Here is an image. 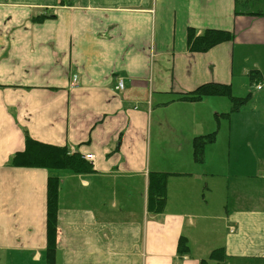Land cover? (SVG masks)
<instances>
[{
    "label": "crops",
    "instance_id": "0c3cea01",
    "mask_svg": "<svg viewBox=\"0 0 264 264\" xmlns=\"http://www.w3.org/2000/svg\"><path fill=\"white\" fill-rule=\"evenodd\" d=\"M60 1L0 0V264H46L50 175L55 264H199L219 247L225 264H264V14H249L264 8ZM189 28L232 37L193 52ZM254 69L258 92L239 110L221 96L178 98L207 82L249 93ZM247 105L255 121L236 120ZM209 133L196 161L192 140ZM25 135L92 154L90 169L11 164ZM150 172L168 173L161 208L149 200Z\"/></svg>",
    "mask_w": 264,
    "mask_h": 264
},
{
    "label": "trees",
    "instance_id": "16d2710c",
    "mask_svg": "<svg viewBox=\"0 0 264 264\" xmlns=\"http://www.w3.org/2000/svg\"><path fill=\"white\" fill-rule=\"evenodd\" d=\"M241 2V0H236ZM64 3V1H60ZM249 14L262 15L264 12L258 10ZM48 15L40 14L33 16L32 20L40 21ZM232 34L230 31L221 29H206L199 34L191 28L187 30V42L189 50L193 52H205L211 47L221 42L230 40ZM260 81V73L257 70H251L249 73L250 85ZM208 96H223L228 98L230 103L229 112L239 110L245 105L252 96L249 92L244 96H235L232 94L230 84L207 82L198 85L194 89L179 93L178 98L185 101H198ZM229 112L223 113L228 115ZM214 140V133L195 136L192 140L193 158L196 161L202 160V148L205 143ZM24 149L14 154L11 164L15 166L41 167L48 170L65 169L71 172L80 173L90 169L89 164L79 153H69L66 146H56L38 142L30 136H24ZM168 173L150 172L149 173V200L162 207L165 197V185ZM57 196H58V178L48 176L47 179V207H46V230L47 245L45 248L46 264H55V235L57 227ZM177 250L179 253L188 251V244L184 236L178 239ZM214 264H225L224 249L219 247L213 249L206 259H201L199 264H208V261Z\"/></svg>",
    "mask_w": 264,
    "mask_h": 264
},
{
    "label": "rangeland",
    "instance_id": "374dc122",
    "mask_svg": "<svg viewBox=\"0 0 264 264\" xmlns=\"http://www.w3.org/2000/svg\"><path fill=\"white\" fill-rule=\"evenodd\" d=\"M248 5L250 6V7H257V6H262V8H264V0H249V3H248ZM238 85V84H237ZM246 85L249 87V90L251 91V93L253 94V96H252V100H254V97H255V95L257 94V92L258 91H256V89H254V87H251L250 88V83H249V81L247 80V83H246ZM248 93V92H247ZM242 88L240 89V87H237V89L235 88L233 91H232V94L233 95H235V96H244V95H246L247 94ZM222 97V99L225 101V103L227 104V105H230V103H229V100H228V98H226V97H223V96H221ZM262 100L264 101V96H263V98H262ZM262 100H260V101H262ZM251 101V100H250ZM249 101V102H250ZM249 104H251V102L249 103ZM247 107H248V112L245 114V115H242L241 116V118L240 117H238V118H236V120H238V121H241V120H246L248 123L249 122H254L255 121V117H254V115L252 114V115H250V111H252L251 109H250V106H248L247 105ZM230 108V107H229ZM218 117V116H217ZM218 118H217V125H218ZM222 124H223V126L225 125H227V120L225 119H223L222 120ZM226 130H227V127H226ZM227 136V135H226ZM219 223H217V225H218ZM208 264H213V262L212 261H208Z\"/></svg>",
    "mask_w": 264,
    "mask_h": 264
},
{
    "label": "built area",
    "instance_id": "2783aa9c",
    "mask_svg": "<svg viewBox=\"0 0 264 264\" xmlns=\"http://www.w3.org/2000/svg\"><path fill=\"white\" fill-rule=\"evenodd\" d=\"M118 87L120 88V89H122L123 88V81H119L118 82ZM261 87V85L259 84V85H257V88L259 89ZM83 158H85V159H92V154H85V155H83L82 156Z\"/></svg>",
    "mask_w": 264,
    "mask_h": 264
}]
</instances>
